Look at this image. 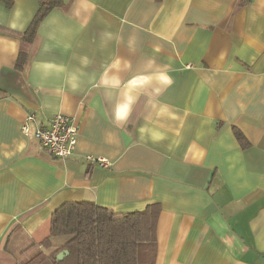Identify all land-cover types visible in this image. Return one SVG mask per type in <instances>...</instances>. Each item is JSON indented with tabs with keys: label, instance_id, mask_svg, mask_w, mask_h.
Segmentation results:
<instances>
[{
	"label": "crops",
	"instance_id": "0c3cea01",
	"mask_svg": "<svg viewBox=\"0 0 264 264\" xmlns=\"http://www.w3.org/2000/svg\"><path fill=\"white\" fill-rule=\"evenodd\" d=\"M62 2L17 69L39 0H0V264L26 259L70 201L114 213L157 203L155 264H264V0ZM118 57L121 88L105 87ZM150 59L173 83L140 90L115 121L122 86L155 70ZM56 113L78 130L66 159L33 136Z\"/></svg>",
	"mask_w": 264,
	"mask_h": 264
},
{
	"label": "trees",
	"instance_id": "16d2710c",
	"mask_svg": "<svg viewBox=\"0 0 264 264\" xmlns=\"http://www.w3.org/2000/svg\"><path fill=\"white\" fill-rule=\"evenodd\" d=\"M62 4V0H39L30 26L20 35L17 69L26 62L28 46L39 22L52 8ZM235 135L245 145L240 131L235 130ZM159 212L157 203L142 210L114 213L89 201L65 202L50 216L48 237L17 264H155ZM59 237H64V242L53 243ZM62 250L68 254L57 260L56 255Z\"/></svg>",
	"mask_w": 264,
	"mask_h": 264
},
{
	"label": "clouds",
	"instance_id": "9594fccd",
	"mask_svg": "<svg viewBox=\"0 0 264 264\" xmlns=\"http://www.w3.org/2000/svg\"><path fill=\"white\" fill-rule=\"evenodd\" d=\"M132 46L133 45L130 42V47ZM82 62L87 64V58H84ZM122 63L124 62L118 57L105 70L104 76L102 78V83L105 87L121 88L119 72L121 71ZM153 68H155V70H146L145 72L135 75L122 86V98L117 103H115L113 109V118L115 121L123 122L128 119L133 110V105L139 98L140 90L152 85L153 83L162 87L171 86L173 80L169 75L168 67L166 65L155 66V61L150 59L147 61V69ZM69 85L73 90L77 88L78 77L76 75L71 76L69 79ZM153 91L159 93L161 91V87H156L153 89ZM161 111H163V109H161Z\"/></svg>",
	"mask_w": 264,
	"mask_h": 264
},
{
	"label": "built area",
	"instance_id": "2783aa9c",
	"mask_svg": "<svg viewBox=\"0 0 264 264\" xmlns=\"http://www.w3.org/2000/svg\"><path fill=\"white\" fill-rule=\"evenodd\" d=\"M33 122L35 123V116L29 113L21 128L24 134H29V126ZM77 133L78 130L72 119L63 113H56L47 125L35 124L33 129V136L41 147L50 155L61 159H66L73 153L77 143ZM86 160L101 167L110 165L103 158L95 159L87 156Z\"/></svg>",
	"mask_w": 264,
	"mask_h": 264
},
{
	"label": "water",
	"instance_id": "95a60500",
	"mask_svg": "<svg viewBox=\"0 0 264 264\" xmlns=\"http://www.w3.org/2000/svg\"><path fill=\"white\" fill-rule=\"evenodd\" d=\"M67 254H68V251H67V250H62V251H60V252L56 255L57 260H62Z\"/></svg>",
	"mask_w": 264,
	"mask_h": 264
},
{
	"label": "rangeland",
	"instance_id": "374dc122",
	"mask_svg": "<svg viewBox=\"0 0 264 264\" xmlns=\"http://www.w3.org/2000/svg\"><path fill=\"white\" fill-rule=\"evenodd\" d=\"M64 238V237H63ZM31 254V253H30Z\"/></svg>",
	"mask_w": 264,
	"mask_h": 264
}]
</instances>
